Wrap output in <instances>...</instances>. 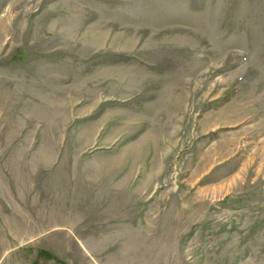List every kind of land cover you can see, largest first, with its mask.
Wrapping results in <instances>:
<instances>
[{
  "label": "rangeland",
  "instance_id": "rangeland-1",
  "mask_svg": "<svg viewBox=\"0 0 264 264\" xmlns=\"http://www.w3.org/2000/svg\"><path fill=\"white\" fill-rule=\"evenodd\" d=\"M0 264H264V0H0Z\"/></svg>",
  "mask_w": 264,
  "mask_h": 264
}]
</instances>
